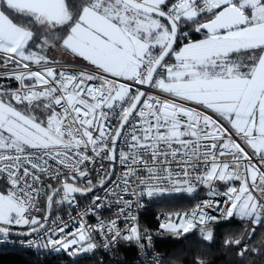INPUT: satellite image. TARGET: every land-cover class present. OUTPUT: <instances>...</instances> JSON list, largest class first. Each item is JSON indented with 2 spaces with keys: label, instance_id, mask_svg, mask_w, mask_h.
Returning <instances> with one entry per match:
<instances>
[{
  "label": "built area",
  "instance_id": "1",
  "mask_svg": "<svg viewBox=\"0 0 264 264\" xmlns=\"http://www.w3.org/2000/svg\"><path fill=\"white\" fill-rule=\"evenodd\" d=\"M177 2L169 0L168 5L170 7ZM196 5L202 7L201 0H196ZM169 7L164 10L175 18ZM215 15L216 10L200 13L197 18L209 20ZM184 24L179 22L178 44L180 40L182 44L193 41L189 32L182 29ZM160 50L152 49L138 71L128 79L72 60L30 62L23 57L0 52V57L13 62L0 63V81L6 82L0 83V100L4 95L12 94L20 102L43 100L50 103L48 122L54 124L58 138L57 143L47 146L0 151V185L5 187L15 181L19 187L14 186L8 191L17 195L23 191L40 209V212L32 213L39 219L46 214H42L43 207L50 195L49 221L58 216L66 228V237L77 241L80 235L87 238L86 243L78 241L76 249L58 253L27 245L29 239L40 244L42 233L31 237L12 235L10 242L0 243V247L49 257L48 264H66L83 258H95L99 262L118 260L120 246L128 244L135 250L134 264H164L165 254L156 244V237L167 233L166 229H161V224H177L183 219L186 223L191 222L190 229L193 230L223 221L231 208L222 194L231 196L238 193L235 175L241 176L238 182L246 184L256 198L264 227V198L256 191L252 180L257 174L264 179V152L257 157L243 136L238 135L220 114L158 86L167 70L175 66L171 56L157 70L121 133L116 147L115 169L110 179L88 196H70L67 203L56 207L52 204L56 195H62L59 185L64 182L87 189L107 177L116 130L143 88ZM107 80L124 84L125 93L114 98L116 94ZM164 109L175 114L181 110L188 111L190 115L185 116L189 121L180 120L176 125L173 120L176 118L165 114ZM214 165L217 169L209 176L208 170ZM225 165L227 168L223 171ZM229 173L234 175L226 182H220L221 175L228 176ZM233 188L234 192L229 191ZM149 191L153 195L149 196ZM173 196L194 198L195 204L188 211L154 213L156 228H149L144 219L149 205ZM218 200L222 204L220 207H217ZM86 213L92 214L84 215ZM129 225L138 226V242L143 244V249L138 247L136 239L124 238L126 233L123 230ZM96 227L100 231H94ZM14 230L29 229L20 227ZM110 231H118L121 235L117 238L110 235ZM146 234L150 236V245L145 239ZM246 247L247 244L244 245ZM85 248L91 251H85ZM70 252H76V255L73 257ZM199 260L204 264L203 258Z\"/></svg>",
  "mask_w": 264,
  "mask_h": 264
},
{
  "label": "rangeland",
  "instance_id": "2",
  "mask_svg": "<svg viewBox=\"0 0 264 264\" xmlns=\"http://www.w3.org/2000/svg\"><path fill=\"white\" fill-rule=\"evenodd\" d=\"M143 1L154 6L156 3V0ZM262 2L263 0H260L261 6H264ZM243 3L244 0H231L230 4H236L240 8ZM226 5L229 4L224 6ZM18 9L35 16L32 11ZM242 10L253 12L248 6L243 7ZM197 17L192 20L181 18L178 21L185 20L192 23L196 21ZM46 19L47 17L43 15L40 21L45 22ZM70 19L69 11L64 8L60 24L64 27ZM157 22L162 24L161 19L136 10L121 0H90L73 25L59 32L44 35L42 40L37 42L36 48H30L34 35L32 31L18 25L13 28H0V48H2L0 50L10 55L23 53L21 57L30 61L59 60L62 59L61 57H65L67 60L97 68L112 76L128 79V71L163 38L162 33H159V28L156 27ZM160 48L158 47V49ZM84 75L87 74L84 73ZM163 82H167V79L162 78L158 86L162 87ZM107 83L116 94L114 98L125 93L126 86L124 84L115 80H107ZM172 93L180 95L176 92ZM33 119L32 116L26 115L16 107L0 102V150L4 152L23 150L36 145L47 146L58 142L54 124L47 121L44 124V122ZM173 120L176 125L180 124V120ZM31 121L38 127H34ZM176 133L178 135V132ZM251 165L254 164L251 163ZM214 169H217V165L209 168V176L215 173ZM222 169L224 171L225 166ZM245 186V184H241L238 194H231V202L234 205L231 207V212L234 217L241 218L243 208L244 215L241 219H248L254 224H258L260 218L256 213L255 198L247 186L244 190ZM3 189L4 186L0 185V190ZM242 190H244L243 195H241ZM2 195L3 193H0V196ZM237 195H241L240 201H236ZM69 199L70 196L58 194L52 204L56 207L67 203ZM167 231L177 233L184 232V229L180 228L176 232ZM201 258L203 257H199L197 260ZM204 264H206L205 259Z\"/></svg>",
  "mask_w": 264,
  "mask_h": 264
},
{
  "label": "trees",
  "instance_id": "3",
  "mask_svg": "<svg viewBox=\"0 0 264 264\" xmlns=\"http://www.w3.org/2000/svg\"><path fill=\"white\" fill-rule=\"evenodd\" d=\"M65 2L67 9L74 16L72 23H70V25H73L90 0H65ZM263 3L264 0L262 4ZM2 7L4 12L14 22L26 30L32 31L34 35L30 48H36L37 42L41 41L44 35L51 34L49 28L39 21L34 20L32 17L8 9L3 2ZM162 8L166 9L168 6L163 5ZM218 10H216V13ZM243 12L248 16V19L251 20L252 13H250V10H245ZM206 20L208 19L201 20L197 18L196 21L192 23H185L182 29L189 32L193 40L201 39L207 36V34L201 31L197 32L195 29ZM162 21L165 22L164 20ZM165 23L167 24V22ZM181 44L182 41L180 40L177 48ZM245 53L246 52H243L242 55ZM23 59L28 60L26 58ZM11 62V60L5 58L3 64H9ZM0 83L6 82L0 81ZM0 102L16 107L19 111L21 110L26 115L32 116L38 122H44V124L46 121L48 122V114L51 105L46 101L20 102L11 94L4 95ZM31 123L34 127H38L33 121H31ZM35 147L42 146L36 145L31 148ZM49 198L50 195L45 200L42 212L43 215L46 213ZM194 204L195 199L187 196H173L160 202L150 204L144 216L146 225L151 229L156 228L154 213L160 210L168 212L188 211ZM209 232L212 233L210 239L206 238ZM236 241H239V243L237 244ZM156 244L158 249L165 254L164 264H196L199 257H203L206 264H264V227L261 223V218L258 224H254L251 220L233 216L221 222L193 229L190 234H185V232L182 231L177 233H170L167 231L164 236L156 237ZM245 244H247L246 248H244ZM118 252V260L107 259L104 262H99L95 258H83L68 261L66 264H134L133 259L135 257V250L132 245H121ZM49 262V257H42L38 254L0 247V264H48Z\"/></svg>",
  "mask_w": 264,
  "mask_h": 264
},
{
  "label": "snow or ice",
  "instance_id": "4",
  "mask_svg": "<svg viewBox=\"0 0 264 264\" xmlns=\"http://www.w3.org/2000/svg\"><path fill=\"white\" fill-rule=\"evenodd\" d=\"M0 2H3L5 6L10 7V5L7 4V0H0ZM231 0H201L202 7H197L196 0H178L177 3L171 4L169 7L168 0H156L154 11L157 12V14L161 17H164L166 19H169L170 21L173 20L172 17L168 15V13L161 11L160 6L166 5L169 7V12H172L175 14V19H181V18H187L189 20L194 19L196 16H198L200 13L203 12H209L211 13L214 10H218V15L216 19L213 22H210L209 24L204 25V27L209 31L210 34H214L215 32H219L223 29H227L230 27L235 26L238 23H244L246 21L239 20L236 16L233 15H226L225 12L228 11L224 8L225 4H230ZM223 6V7H222ZM248 6L253 10V15L251 17L252 21L258 24H264V6H261L260 0H244V3L240 5V9L242 10L243 7ZM13 11H19L17 9H12ZM2 11V10H0ZM37 20H40V14L36 16ZM160 25L157 22L156 27L158 28ZM155 30V29H154ZM197 32L200 31L199 26L195 29ZM167 33V30L165 29V33H162L161 35H165ZM176 33V24L173 21V31L171 33V36L175 37ZM255 33H248V38H254ZM213 36L210 35L209 41H212ZM243 47H260V44H245L242 45ZM210 51V44H205L204 42H201L200 45L192 46L189 49L186 50L184 59L185 61L190 59H196L200 62H203V59L208 57L209 55H212ZM23 55V53H21ZM177 59H180L178 56ZM260 63L264 65V56L261 57ZM18 82L19 78H17ZM230 95L234 96L235 98H239V96H245L249 103L254 101L256 99L257 95H264V87H260L259 91H257V86L255 85V82L253 85L245 84L242 89H238ZM59 102V101H57ZM208 107L210 109H213L215 112L219 113L221 116H223L226 120H230L232 122V126L236 130L237 134H243L244 142L250 146L257 154V157H259L261 152H264V112H262L261 115V123L258 126L254 125V120L251 122L253 126H250L249 117L252 116V112L248 110V108L243 105H237L232 104L229 106H221L218 103H208ZM233 113H235V118H233ZM167 122V121H165ZM225 168H227V165H225ZM214 172L216 169L213 170ZM233 173H229L228 176L221 175L220 182H226L231 176H233ZM235 179L239 181L241 179V176L235 175ZM253 186L256 189L258 193L261 194L262 198H264V179L259 178L258 174L253 175ZM257 180H259V183H257ZM19 187V185H16L15 181H11L10 183H7L3 190H0V193H3L2 196H0V235H2L3 239L0 240V243H8L10 242L9 237L12 235H28L31 237L34 234L42 233L43 238L42 242L40 244H35L32 239H29L27 241L28 246L36 247L38 249L43 250H52L53 252H60V251H68L69 248L76 249L77 243L82 242L86 243L87 238L84 235H80L78 238V241L75 239H72L71 237H66L65 232V226L62 222H60V217H56L55 220L49 221V216L51 214L50 208L51 205L49 203L48 211H46V214L43 216V219L37 218L35 215H32L33 211L40 212V209L36 206L35 203H33L23 191L17 195L16 192H9V188L13 187ZM211 187V186H209ZM246 190V186L245 189ZM241 191V195H243V191ZM187 191L191 192L192 189H187ZM214 191V188H213ZM229 191L234 192L235 189H230ZM148 195H153L152 191L148 192ZM241 195H237L235 197L236 201H240ZM224 197V200H228L230 204V208L234 205L231 204V197L228 193L222 194ZM6 197V198H5ZM250 199V198H249ZM51 200V198H49ZM223 200V202H224ZM221 201H217V207H220ZM252 207L254 208L255 205L253 204ZM92 213H86L84 215H88ZM244 215V209L241 210V218ZM233 213L231 210L228 213L227 219L232 218ZM123 218V217H122ZM128 219H133L132 217H129ZM60 225L57 227V225ZM20 227H26L29 229V231L20 233V232H14L13 230ZM192 227L191 222H185L183 219H181V222L179 224L175 223H167V224H161V229H167L172 232H176L178 229L183 228L184 232L187 233L189 229ZM94 231H100L98 227L93 229ZM203 231V230H202ZM138 226L129 225L127 229L123 230L124 238L131 240L136 239L138 243V247L143 249V244H139L138 242ZM50 233V234H49ZM129 233L136 234L135 236L129 235ZM110 235L119 236L121 235L118 231L117 232H109ZM212 236V233L209 232L207 234L208 239H210ZM53 237H56L55 239ZM145 239L147 240V243L150 245L151 240L150 236L146 234ZM115 243V241H113ZM238 244L239 241H236ZM85 251H91V249H84ZM71 256H75L76 252H70ZM196 264H202V261L197 260Z\"/></svg>",
  "mask_w": 264,
  "mask_h": 264
},
{
  "label": "crops",
  "instance_id": "5",
  "mask_svg": "<svg viewBox=\"0 0 264 264\" xmlns=\"http://www.w3.org/2000/svg\"><path fill=\"white\" fill-rule=\"evenodd\" d=\"M0 10H2L0 11V28H13L18 25L4 12L2 4H0ZM179 22L188 23L185 20ZM161 23L158 27L159 33H165V29L167 33L163 35V38L157 45L152 46L151 49L153 50L158 47L162 48L170 36L168 24L162 20ZM250 32L255 33L254 38L250 39L247 37V34ZM212 36V41H209L210 35H207L201 39L180 45L171 55L172 61L176 62L175 66L167 70L163 77L167 79V82H163L162 87H159L164 91L179 93V96L201 103L207 107L208 103H218L221 106L243 104L252 112V116L249 117L250 126H253L251 124L253 120L255 126L260 125L261 115L264 112V95H257L256 99L249 103L245 96H239L237 99L230 95V93L242 89L245 84L253 85L254 82L257 86V91H259L260 87H264V65L260 63L261 57L264 56V24L255 23L251 19L245 27ZM201 42H204L206 45L210 44V51L214 54L204 58L203 62L196 59L185 61L186 50L192 46L200 45ZM245 44H260L261 46L243 47L242 45ZM0 52L6 53L2 50ZM243 52L246 53L242 55ZM12 55L21 57L17 53ZM147 55L135 63L134 67L128 71L127 77L130 78L138 71ZM178 56L180 59H177ZM61 58L59 60H67L65 57ZM3 60L5 61V58L0 57V63H3ZM232 115L235 118V113ZM226 121L232 126L230 120ZM232 128L234 129L233 126ZM241 135L243 136V134ZM234 184L239 191L240 185L244 183L235 181ZM255 201L256 213H258L256 198Z\"/></svg>",
  "mask_w": 264,
  "mask_h": 264
},
{
  "label": "water",
  "instance_id": "6",
  "mask_svg": "<svg viewBox=\"0 0 264 264\" xmlns=\"http://www.w3.org/2000/svg\"><path fill=\"white\" fill-rule=\"evenodd\" d=\"M121 1L123 3L131 6L132 8H134L136 10L151 14V15L167 22L168 26L170 27V36H169L167 43L161 48L157 57L155 58L154 62L152 63V66L148 72V75H147V77L143 83V88L137 93L135 99L133 100V102L129 106L126 114L124 115L122 121L120 122V124L116 130L114 139L112 141V147H111L112 164L110 166L109 174L100 183H98V184H96L90 188H87V189L80 188L77 185L70 183V182H64V183L59 185V188L61 189L60 192L65 196H78V197L88 196L90 193H92V192L96 191L97 189H99L100 187H102L110 179V177L113 175V172L115 169L114 163L116 160V147H117V143L119 141V138L121 136V133H122L126 123L128 122L129 118L134 113L138 104L140 103V101L144 97V95L146 93L145 89L151 85L153 79L155 78L157 70L164 63V61L173 54V52L176 50L177 45H178L179 22L175 18H173L168 12H166L162 7H160V10L168 13V15L173 18L172 21H170L169 19H166L164 17L159 16L157 14V12L154 11V8H155L154 5H151V4H148L145 2H141V1H136V0H121ZM7 4L10 5V7H7L8 9H10V10L17 9L19 11H15V12L23 14L25 16H30L34 20H37L36 16L38 14H40V18L43 15H45L47 17L45 22H41L40 20H37V21H39L41 24H44L47 28H49L51 33L59 32L60 30L64 29L66 26L70 25V23H72V21L74 19L73 14L67 9L65 0H7ZM18 8H22V9L32 11L35 14V16H33L31 14H27L26 12H24ZM64 8H66L69 11V13L71 15V19L68 22H66L65 23L66 26L63 27L60 24L61 23L60 19L62 17ZM224 8L226 10H228L225 12L226 15L236 16L239 20L246 21V22L238 23L233 27L223 29L219 32H215L214 34H210L209 31L204 27V25L209 24L210 22H213L218 15V12H217L213 18L206 20L199 25L200 31L207 34V35H218V34H222V33L228 32L230 30L242 28V27H245L248 25V23H249L248 16L239 8L238 5L229 4V5L224 6ZM173 21L176 24V33H175L174 39L171 36V33L173 31ZM163 112L165 114L171 116V117H175L178 120L189 121L188 116L190 115V112H188V111L181 110L178 114H175L173 111H171L169 109H164ZM185 115H188V116H185ZM49 203H50V200H49ZM49 203H48V205H49ZM47 211H48V207H47ZM49 220H50V216H49ZM13 231L14 232H20V233L27 232V231H17V230H13ZM191 232H192V230L189 229V231L185 234H190ZM14 236H28V235L21 234V235H14Z\"/></svg>",
  "mask_w": 264,
  "mask_h": 264
}]
</instances>
